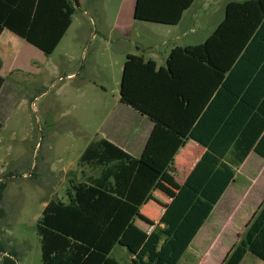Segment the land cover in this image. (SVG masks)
Masks as SVG:
<instances>
[{
	"label": "trees",
	"instance_id": "16d2710c",
	"mask_svg": "<svg viewBox=\"0 0 264 264\" xmlns=\"http://www.w3.org/2000/svg\"><path fill=\"white\" fill-rule=\"evenodd\" d=\"M193 1L136 0L134 20L176 26ZM78 6L77 0H0V34L8 30L49 56ZM4 82L0 76V91ZM119 95L153 124L142 154L133 159L106 140L87 146L80 164L100 168V175L72 185L67 203L44 207L37 225L42 264H115L113 248L190 138L206 152L135 255L136 264H178L233 180V166L251 151L264 159V0L229 2L205 42L174 48L165 67L127 55ZM210 116L213 129L201 131ZM0 253L2 264H17L15 254L1 247ZM248 254L264 264V201L221 264H241Z\"/></svg>",
	"mask_w": 264,
	"mask_h": 264
},
{
	"label": "rangeland",
	"instance_id": "374dc122",
	"mask_svg": "<svg viewBox=\"0 0 264 264\" xmlns=\"http://www.w3.org/2000/svg\"><path fill=\"white\" fill-rule=\"evenodd\" d=\"M79 2L54 52L46 56L38 50L36 72L5 82L7 98L0 104V185L5 186L0 247L15 254L17 264H42L37 225L48 202L67 203L72 185L100 175V168L80 164V157L111 126L121 125L117 120L127 113L119 102L125 54L148 58L151 50L165 53L173 38L192 28L189 13L179 27L135 21L122 36L106 28L113 24L117 1L103 16L97 15V0ZM208 2L207 11L220 12L223 0ZM215 14H198L206 21L204 27L182 42H199L215 26L210 23ZM130 253L118 245L110 258L136 264ZM243 264L258 263L247 257Z\"/></svg>",
	"mask_w": 264,
	"mask_h": 264
},
{
	"label": "crops",
	"instance_id": "0c3cea01",
	"mask_svg": "<svg viewBox=\"0 0 264 264\" xmlns=\"http://www.w3.org/2000/svg\"><path fill=\"white\" fill-rule=\"evenodd\" d=\"M77 1L79 4V0ZM115 1L118 2L115 18L113 19V24L106 26V28L125 36L131 32V28L134 26L133 14L136 0H97V15H106V12L114 5ZM229 2L232 1L223 0L220 4V12L215 14L212 9L206 10V7L209 6L208 0H203L202 2L194 0L191 6L183 12L179 24L172 26L179 27L183 24L187 14L193 13L190 19L192 28L173 38L171 40L172 48L165 53L151 50L148 58L141 57L144 60L153 61L157 68L165 67L168 55L174 48H185L204 43L223 20L225 7ZM204 12L215 14V19L210 21V23L214 21L215 26L213 25V28H210V32L205 34L199 42H182V39L188 34H199V29L202 26L204 27L203 24L206 21L199 20L197 15ZM127 55L133 54H125V57ZM39 57L40 54L37 48L12 32L3 30L0 34V76L5 82L7 77H28L32 71L36 72L35 65ZM68 76H72V74ZM5 82L0 91V104L7 98L8 85ZM120 105L124 106L126 109L124 110L127 112L123 118L119 117L117 120V123L122 124L111 126L100 140L112 143L133 159H139L153 129V124L129 106L123 105L121 102ZM215 123L216 120L213 117H208L201 131L208 128L212 130V126ZM205 152L206 149L196 141L190 138L184 140L173 161L156 182L140 207L138 215L129 223L124 235L116 245L131 251L129 259H135L137 251L147 236L157 226L161 216ZM227 160L228 158L225 159V161ZM259 165L262 166L257 168ZM233 170V180L227 186L210 215L185 250L178 264L183 258H185L183 264H221L226 254L238 241L239 235L243 233L250 218L264 201V159L251 151L238 168L233 166ZM121 256L126 255L122 253ZM247 257L254 258L258 264H263L252 255H246L241 264L244 263ZM113 261L115 264H124L118 262L115 258Z\"/></svg>",
	"mask_w": 264,
	"mask_h": 264
}]
</instances>
